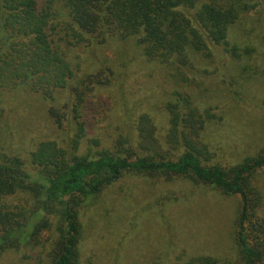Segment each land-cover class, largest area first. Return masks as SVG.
<instances>
[{"label": "trees", "instance_id": "obj_1", "mask_svg": "<svg viewBox=\"0 0 264 264\" xmlns=\"http://www.w3.org/2000/svg\"><path fill=\"white\" fill-rule=\"evenodd\" d=\"M256 1L264 4V0H0V117L7 110L5 94L27 89L48 103L60 129L64 120L70 128L63 144L41 141L27 157L6 146L0 149V261L23 248H42L39 264H82V214L130 174L189 178L240 196L236 264H264L260 214L264 202L254 182L264 169V147L257 156L229 168L208 164L203 132L214 115L180 90L166 106L167 150L148 114H142L128 133L118 127L115 142L107 146L108 135L101 130L93 134L90 128L95 109L104 112L101 101L109 103L107 92L100 93L95 85L113 86V75L100 67L73 86L81 68L69 56L72 48L82 47L96 56L97 48L108 42L121 45L134 39L148 60L172 68L176 82L192 83L193 53L212 58L211 46H224L240 56V49L229 42V31ZM66 88L71 101L57 106L55 93ZM185 264L218 260L197 256Z\"/></svg>", "mask_w": 264, "mask_h": 264}, {"label": "rangeland", "instance_id": "obj_2", "mask_svg": "<svg viewBox=\"0 0 264 264\" xmlns=\"http://www.w3.org/2000/svg\"><path fill=\"white\" fill-rule=\"evenodd\" d=\"M229 42L240 49L239 57L224 46H211L212 58L191 55L196 70L190 76L192 83L176 82L172 68L148 60L134 39L121 45L108 42L97 48V57L82 47L70 49L72 64L81 68L72 80L73 86L86 72L95 73L100 67L112 73L115 82L103 89L95 85L100 93L107 92L109 103L101 101L104 112L101 107L95 109L90 132L101 130L103 136L106 133V145L112 146L120 133L118 127L128 133L142 114H148L156 126L159 143L167 150L166 106L174 100V92L180 90L214 115L203 132L210 151L208 164L229 168L257 156L264 147L263 3L256 1L255 7L230 28ZM70 93V88L57 91V106L69 103ZM5 102L7 110L0 117V149L6 146L27 157L41 141L62 143L65 132L70 130L67 120L65 127L59 128L39 93L27 89L7 92ZM135 138L138 140L137 133ZM254 182L264 202V169L259 170ZM18 200L15 197L13 202ZM240 206V196L227 195L193 179L126 174L82 214L81 262L185 264L192 257L208 256L218 264H236ZM260 214H264V206ZM41 250L23 248L8 253L0 264H39Z\"/></svg>", "mask_w": 264, "mask_h": 264}]
</instances>
